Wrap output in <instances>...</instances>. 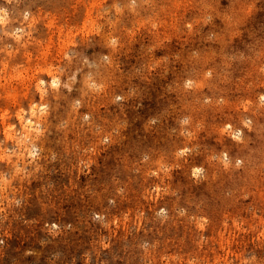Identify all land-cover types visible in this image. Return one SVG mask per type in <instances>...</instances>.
I'll return each instance as SVG.
<instances>
[{"label": "rangeland", "instance_id": "obj_1", "mask_svg": "<svg viewBox=\"0 0 264 264\" xmlns=\"http://www.w3.org/2000/svg\"><path fill=\"white\" fill-rule=\"evenodd\" d=\"M0 264H264V0H0Z\"/></svg>", "mask_w": 264, "mask_h": 264}, {"label": "bare ground", "instance_id": "obj_2", "mask_svg": "<svg viewBox=\"0 0 264 264\" xmlns=\"http://www.w3.org/2000/svg\"><path fill=\"white\" fill-rule=\"evenodd\" d=\"M49 73H50V72H49ZM72 78H73V77H72ZM40 89H41V88H40ZM45 92H46V90H45ZM41 93H42V92H41ZM39 116H40V115H39ZM39 119H40V118H39ZM34 124H35V121H34ZM34 124H33V125H34ZM31 125H32V124H31ZM31 125H30V128L32 127ZM118 126H119V125H118ZM24 127H25V126H24ZM24 129H25V128H24ZM239 133H240V132H239ZM234 136H235V134H234ZM236 137H237V136H236ZM19 138H20V137H19ZM24 138H25V137H24ZM23 141H24V140H23ZM24 147H25V146H24ZM20 149H21V148H20ZM26 150H27V149H26ZM20 151H21V150H20ZM181 152H182V150H181ZM225 157H226V156H225ZM195 172H196V171H195ZM195 172H194V173H195ZM197 174H199V173H197ZM5 189H6V188H5ZM200 220H201V219H200ZM204 221H205V220H204Z\"/></svg>", "mask_w": 264, "mask_h": 264}]
</instances>
